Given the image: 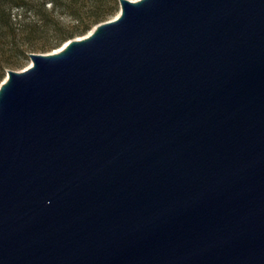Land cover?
<instances>
[{"label": "water", "instance_id": "95a60500", "mask_svg": "<svg viewBox=\"0 0 264 264\" xmlns=\"http://www.w3.org/2000/svg\"><path fill=\"white\" fill-rule=\"evenodd\" d=\"M0 83V264H264V0H118Z\"/></svg>", "mask_w": 264, "mask_h": 264}, {"label": "trees", "instance_id": "16d2710c", "mask_svg": "<svg viewBox=\"0 0 264 264\" xmlns=\"http://www.w3.org/2000/svg\"><path fill=\"white\" fill-rule=\"evenodd\" d=\"M31 0H0V83L5 78L6 71L18 67L21 60L29 53H44L56 49L62 42L76 35H82L97 25L114 11L119 9L118 0H65L64 7L74 21L81 22V28L74 33H60L50 41V47L45 43L37 46L31 38L44 31L45 23L38 20H27L25 14L30 9ZM59 0H42L43 3L57 5ZM42 7V5H41ZM86 8L84 14L82 9ZM44 28V29H43ZM23 39L24 41H20Z\"/></svg>", "mask_w": 264, "mask_h": 264}, {"label": "rangeland", "instance_id": "374dc122", "mask_svg": "<svg viewBox=\"0 0 264 264\" xmlns=\"http://www.w3.org/2000/svg\"><path fill=\"white\" fill-rule=\"evenodd\" d=\"M63 1L65 0H59L57 5H52L50 3H43L42 0H31L30 2V9H28L27 13L25 14L26 21L27 20H38V23H45L44 31L38 33L36 36L31 38L32 42L37 44V46H40L45 43L48 47H50L51 44L50 41L53 40V38L57 35H60V33H74L77 29L81 28L82 24L79 21H74L72 18L68 15V10L63 5ZM42 5V7H41ZM84 11H86V8L82 9V13L84 14ZM119 9L117 11L112 12L109 14L104 21L107 22L108 20L114 19L118 15ZM101 22V23H102ZM96 25H93L90 30L86 31L82 35H76L69 40H66L65 42H62L60 46L56 49H49L45 51L44 53H51L54 51H57L62 47L65 43H67L70 40H75L76 38H82L85 37ZM21 42L25 40L19 39ZM44 53H38V54H44ZM31 64L29 56L26 59L21 60L18 67H16L15 71H22L28 68V66ZM6 77V75H5ZM2 82V81H1Z\"/></svg>", "mask_w": 264, "mask_h": 264}]
</instances>
